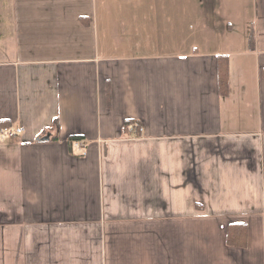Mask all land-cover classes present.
Segmentation results:
<instances>
[{
    "label": "crops",
    "instance_id": "0c3cea01",
    "mask_svg": "<svg viewBox=\"0 0 264 264\" xmlns=\"http://www.w3.org/2000/svg\"><path fill=\"white\" fill-rule=\"evenodd\" d=\"M0 120V264H264V0H0Z\"/></svg>",
    "mask_w": 264,
    "mask_h": 264
},
{
    "label": "trees",
    "instance_id": "16d2710c",
    "mask_svg": "<svg viewBox=\"0 0 264 264\" xmlns=\"http://www.w3.org/2000/svg\"><path fill=\"white\" fill-rule=\"evenodd\" d=\"M223 66V63H222ZM227 69L226 67H222L220 70V79H222V87L224 90H226L227 87ZM11 125L7 123L6 120H0V133L2 134L4 129L6 127H10ZM12 136L15 137L14 140H19L18 137H16V134H13ZM80 136H72L69 138V141L71 145H73L74 141L80 140ZM227 243L231 246H238V247H246L247 245V238H248V225L246 222H235L230 223L229 227L227 228Z\"/></svg>",
    "mask_w": 264,
    "mask_h": 264
},
{
    "label": "built area",
    "instance_id": "2783aa9c",
    "mask_svg": "<svg viewBox=\"0 0 264 264\" xmlns=\"http://www.w3.org/2000/svg\"><path fill=\"white\" fill-rule=\"evenodd\" d=\"M142 126L139 125V124H133V126L130 128V131L133 132V136H140L141 133L143 132L142 130ZM23 131V128H16V129H12L11 127H6L3 131V134L4 133H8V134H18V133H21ZM76 144L78 146H80V148H84L83 145H79V142H76ZM84 154L86 153V151L83 152Z\"/></svg>",
    "mask_w": 264,
    "mask_h": 264
},
{
    "label": "water",
    "instance_id": "95a60500",
    "mask_svg": "<svg viewBox=\"0 0 264 264\" xmlns=\"http://www.w3.org/2000/svg\"><path fill=\"white\" fill-rule=\"evenodd\" d=\"M50 136V132H47L45 135L38 137V140H49Z\"/></svg>",
    "mask_w": 264,
    "mask_h": 264
}]
</instances>
